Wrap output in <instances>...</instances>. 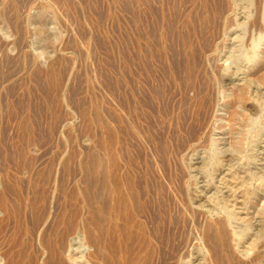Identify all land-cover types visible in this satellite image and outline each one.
Returning <instances> with one entry per match:
<instances>
[{
	"label": "rangeland",
	"instance_id": "374dc122",
	"mask_svg": "<svg viewBox=\"0 0 264 264\" xmlns=\"http://www.w3.org/2000/svg\"><path fill=\"white\" fill-rule=\"evenodd\" d=\"M258 2L0 0V194L28 203V224L75 221V264H123L89 240L109 225L96 212L106 169L100 195L114 176L139 185L144 208L125 245L137 237L145 256L152 245L142 264H264V23L258 65L245 70L251 19L245 31L238 17ZM245 84L247 99L230 106L226 94ZM2 214L0 225L17 224Z\"/></svg>",
	"mask_w": 264,
	"mask_h": 264
},
{
	"label": "bare ground",
	"instance_id": "6f19581e",
	"mask_svg": "<svg viewBox=\"0 0 264 264\" xmlns=\"http://www.w3.org/2000/svg\"><path fill=\"white\" fill-rule=\"evenodd\" d=\"M258 1V6L256 7L253 15H251L250 12L248 13V15L247 13L243 14L242 16L238 15L240 19L239 24L244 26L245 31L248 27V19H251V22L249 24L251 42L253 44L252 48L254 50L252 57L249 56L250 58L248 57L247 61H245V70L255 69L260 60V54L257 53L259 45L255 40V36H258L259 38L261 37V24L264 23V21L262 20L263 16L259 15L260 10L258 8L260 7L262 0ZM12 24L18 34H28L25 28H23L22 30L19 27L18 20H14ZM245 35L246 32L244 33L243 38L245 37ZM242 50L244 49L242 48ZM232 53L234 52L232 51ZM239 81L243 82L244 78L239 79ZM247 84L241 85L239 93H232L230 91L228 92V94H226V97L228 99L233 97L234 101L229 104L230 106H233L234 104H236V102H242L247 99ZM199 92H201V90ZM223 93L224 91L222 92L221 90H218L217 96H220V94L223 95ZM219 99L217 98L215 100V103L212 99V103L217 104ZM21 129L24 132H28L30 130V124L28 120H25V118L24 121L21 122ZM111 140L112 136H110V141ZM28 144L32 145L33 142H29ZM111 162H113L112 166L115 168V160L112 159ZM106 176V169H104L99 176V195L97 196L98 207L96 212L98 214V217L100 218V222L102 224L108 223L109 225L102 226L98 230L99 235L97 237L91 236L89 240L90 242L97 243L98 246H100L102 242L110 243V249H108L106 255H103L104 258H106V260L108 261L118 258L121 260L127 259L128 262L123 264H142L143 258H146V256V259H148V257H152L153 252L155 251L152 245H150L149 242L146 243V256L141 252V250L136 254L133 252V247L139 240L137 237L135 238V240L134 237H132L131 245H125V243L128 242V238H130V236L132 235L131 230H133L136 226L137 217L140 215L144 208V203L142 202L139 192V185L133 180H129L127 183H123L118 177L114 176V186L110 190L108 195H104V193L100 195L102 193H100V190H103V188L106 186ZM123 185H126V187H123ZM124 188L125 190H127L126 192L123 191ZM70 195L72 196V194ZM9 201L10 200H8L5 193L0 194V215L3 216L2 213L4 212V217L6 220L14 219L17 222V224L10 229L9 224L0 225V236L3 237L4 244L6 245L3 253L0 254V264H75L78 258L82 259V255H77V257H75L71 251V248L74 242H77L78 245H83L84 238L79 233L78 224L75 221H67V215L64 212L61 213V215L58 217V220L54 222V224L52 223L50 225H47V221L44 220V214L34 215L33 222L31 224H28L25 221V212L29 207L28 203L21 202V204L13 206L10 203L11 201ZM123 225L126 227H123ZM218 225V230L216 233H214L213 237L218 241L219 248H223L226 241V235L223 230L224 221L220 220L218 222ZM137 228L139 230V226ZM226 258L228 260H231V257L229 256H226Z\"/></svg>",
	"mask_w": 264,
	"mask_h": 264
}]
</instances>
